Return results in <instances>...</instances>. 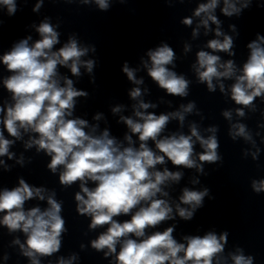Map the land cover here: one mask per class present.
I'll return each mask as SVG.
<instances>
[{
  "label": "clouds",
  "instance_id": "9594fccd",
  "mask_svg": "<svg viewBox=\"0 0 264 264\" xmlns=\"http://www.w3.org/2000/svg\"><path fill=\"white\" fill-rule=\"evenodd\" d=\"M28 2L22 0L25 5ZM49 2L57 3L59 0ZM64 2L94 3L104 12L110 9V0ZM179 2L184 3L185 0ZM44 3L45 0H36L32 11L39 13ZM220 4L221 0H207L199 3L192 13V16L200 18L192 31L193 38L197 37L200 26L204 27L207 35L212 30L210 22L215 25L217 37L207 42L206 47L211 51L196 53L197 61L192 67L198 82L206 84L210 93L216 91L217 84L220 92L225 93L223 80L234 79L230 87L231 99L241 106L235 109L236 115L244 117L246 108L256 111L257 98L264 102V34L257 32L255 39L247 43L249 55L242 68H238L232 59L222 62L219 53L234 56L235 45L233 36L221 29L222 21L216 15ZM252 4L253 0H223L220 12L228 18L234 15L239 18ZM256 4L264 8V0H256ZM0 10H4L0 12L2 29V16L6 14L11 18L21 9L17 0H0ZM181 23L192 26L193 19L185 17ZM32 27L39 39L30 44L33 37L28 35L0 55V65L10 73L2 79L10 101L4 100L0 104V166L3 171H11L12 168L4 157L15 159L16 164L24 167V155L21 153L16 158L10 150L18 141H23L25 150L35 147L37 154L43 152L50 157L46 167L51 174L58 175L61 186L69 188L78 183L79 191L74 195L76 212L90 218L88 229L107 226L90 241V247L103 252L105 258H111L110 264H229V260L231 264H254L255 257L245 255L241 247L225 255L229 236L227 230L220 234L207 231L203 235H184L182 242L173 235L176 223L159 230L162 224L176 221L177 217L181 221H192L196 212L204 207L205 197L215 199L208 187L202 190L184 187L178 201L172 200L166 190L172 184H179L184 169H195L197 173L207 175L205 164L222 161L216 126L206 129L212 133L206 138L194 122L189 125V134L174 132L165 135L172 120L179 121L183 127L185 114L192 113L196 108L195 101L181 104L178 111L157 115L147 111L157 105L144 102L140 99L141 89L133 87L128 95L138 101L132 105L135 118L119 117L117 122H122L128 129L124 140L119 141L108 128L98 131V124L90 125L88 120L74 116L78 98L87 100L90 93L75 87L74 80L60 72L61 68L68 69L72 77L79 78L83 75V68L90 77L89 82L95 84L97 60L82 59L89 51L95 53V45L81 44L76 33L70 34L61 45L60 25L53 24L49 17ZM229 28L239 35L235 24H230ZM57 45L61 46L57 48ZM184 51H190V46L185 44ZM146 55L147 60L142 58L143 67L159 88L171 96L189 95L190 81L172 70L176 56L167 43L162 42L155 49H149ZM121 71L131 83L143 84V78L136 77L137 69L129 67L127 61L123 62ZM123 108V105H116L111 112L121 113ZM222 115L231 121V110L223 111ZM102 119L104 114L101 112L93 116L95 121ZM258 127L264 128V124ZM25 135L28 136L26 140ZM257 135L260 133L257 132ZM229 136L233 141L242 137L256 147L244 123L231 124ZM197 143L202 149L200 152L196 151ZM261 143H264V137ZM260 151L256 147V151L250 153L253 160H258ZM248 154V150H244L243 155L246 157ZM28 162L31 163V158ZM169 162L177 170H170L167 166ZM157 165L164 167L159 169ZM90 182L94 187H89ZM191 183L198 184V178L192 179ZM251 188L256 194L264 193V179H253ZM46 193L48 190L45 187L31 185L22 177L18 178L17 186L0 189V225L6 227L9 234L20 231L25 235L23 243L19 238L11 243L19 246L20 253L29 259L30 264H41L42 257L59 253L63 236L68 232L62 216L63 201L55 198V191ZM33 199L46 200L48 207L43 210L39 206L26 209V202ZM121 216L129 218L120 221L117 217ZM150 229L153 231L149 232ZM80 247L84 249L86 245L81 244ZM3 259L7 261L8 254ZM77 259L75 253L67 259L59 256L56 264H73ZM49 264H52L51 260Z\"/></svg>",
  "mask_w": 264,
  "mask_h": 264
}]
</instances>
